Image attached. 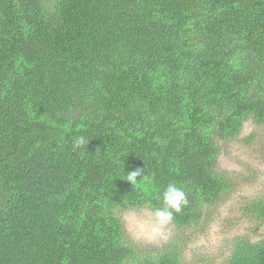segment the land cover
<instances>
[{
  "label": "trees",
  "instance_id": "16d2710c",
  "mask_svg": "<svg viewBox=\"0 0 264 264\" xmlns=\"http://www.w3.org/2000/svg\"><path fill=\"white\" fill-rule=\"evenodd\" d=\"M247 121L264 126V0H0V264H182L131 245L120 211L171 184L173 224L200 223ZM246 205L264 224V193ZM217 264H264V235Z\"/></svg>",
  "mask_w": 264,
  "mask_h": 264
},
{
  "label": "rangeland",
  "instance_id": "374dc122",
  "mask_svg": "<svg viewBox=\"0 0 264 264\" xmlns=\"http://www.w3.org/2000/svg\"><path fill=\"white\" fill-rule=\"evenodd\" d=\"M217 169L228 176L230 188L200 223L180 229L170 221L158 234L152 230L153 209L125 208L119 215L127 241L148 252L172 245L182 264H217L230 254L235 239L262 237L264 224L246 215V203L264 193V126L245 122L221 149Z\"/></svg>",
  "mask_w": 264,
  "mask_h": 264
},
{
  "label": "clouds",
  "instance_id": "9594fccd",
  "mask_svg": "<svg viewBox=\"0 0 264 264\" xmlns=\"http://www.w3.org/2000/svg\"><path fill=\"white\" fill-rule=\"evenodd\" d=\"M85 144L84 138H79L75 145L76 147L82 146ZM143 169H136L128 173L124 178H126L131 183L135 181L136 177L141 174ZM164 206L162 208H157L152 216L154 218V227L153 232L162 234L163 229L169 224L172 220L173 212H179L181 210V205L186 204L187 200L185 199V194L183 191L178 189L175 185H168L167 189L163 193Z\"/></svg>",
  "mask_w": 264,
  "mask_h": 264
}]
</instances>
